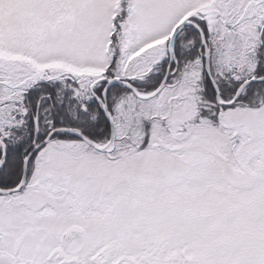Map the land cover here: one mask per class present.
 Instances as JSON below:
<instances>
[{
    "label": "snow or ice",
    "instance_id": "obj_1",
    "mask_svg": "<svg viewBox=\"0 0 264 264\" xmlns=\"http://www.w3.org/2000/svg\"><path fill=\"white\" fill-rule=\"evenodd\" d=\"M0 264H264V0H0Z\"/></svg>",
    "mask_w": 264,
    "mask_h": 264
}]
</instances>
